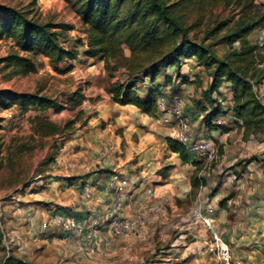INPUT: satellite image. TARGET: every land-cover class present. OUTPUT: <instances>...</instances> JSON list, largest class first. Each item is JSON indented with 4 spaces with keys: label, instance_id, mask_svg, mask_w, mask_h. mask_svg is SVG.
Instances as JSON below:
<instances>
[{
    "label": "rangeland",
    "instance_id": "obj_1",
    "mask_svg": "<svg viewBox=\"0 0 264 264\" xmlns=\"http://www.w3.org/2000/svg\"><path fill=\"white\" fill-rule=\"evenodd\" d=\"M0 3L28 10L30 16L57 25L60 41L67 46H77L79 51L76 59L64 60L56 65L39 55L36 71L26 75L14 74L0 61L1 89L40 91L57 100H62L65 93L78 86L83 87L84 94L100 93L84 97L75 109L65 107L55 111L53 108L31 106L22 111L18 106L0 107V261L8 253L36 264H188L194 260L190 254L183 257L176 254L195 239L192 228H187V224L194 223L190 199L183 201L178 213L169 215L170 221H164L159 211L149 220L143 235L115 239L110 247L102 245L100 252L91 257L79 239L73 240L60 226L40 227L41 221L48 220L56 212L78 216L79 209L68 201L74 197H78V201L85 197H80L81 193L74 188L65 190L61 185L56 187L54 180L84 176L99 169L100 164L107 163L113 149L102 156L99 148L106 142L114 147L119 144L116 131L121 133L122 128L116 130V117L124 119L128 111H116L111 102L104 101L111 78L104 69L102 59L82 54L84 44L78 42L84 41V26L70 0H0ZM167 3L173 4L171 11L188 28L190 39L210 44L219 56L230 60L234 59L232 51L239 47V43L228 44L221 38L223 33L239 19H245L247 13L257 16L264 10V0H167ZM220 23L223 24L219 26ZM259 28L264 29V25L255 27L248 34L250 43L260 45L249 56L252 60L248 74L252 69H264V43L258 44L257 41ZM14 49L11 39H0V60ZM123 51L125 55L130 53L127 47ZM69 66L72 68L65 71ZM180 68L186 80L175 78L172 86L181 99V118L188 126L187 137L190 140L208 138L196 135L203 115L196 101L200 100L210 81L209 70L195 60L186 62ZM158 80L162 81V78ZM171 89L163 86L162 91L169 93ZM219 89L226 90L224 86ZM253 90L264 103V77L253 86ZM79 109L82 112L78 113ZM35 115L60 125L70 119L74 121L56 135L41 137L32 127L31 118ZM155 118L166 126L179 124L177 120L165 123L161 115ZM230 122L234 126H227L228 129L223 131L227 133L221 134L223 142L212 138L216 143L215 154L201 169L211 172L213 167L216 175L217 167L228 169L237 166V171L256 169L264 173V128L246 135L231 117H226L224 125ZM178 132H185L183 126ZM226 144L240 154L233 164L230 163V155L234 152H226ZM190 154L194 153L190 151ZM208 177L210 180L212 175Z\"/></svg>",
    "mask_w": 264,
    "mask_h": 264
},
{
    "label": "trees",
    "instance_id": "obj_2",
    "mask_svg": "<svg viewBox=\"0 0 264 264\" xmlns=\"http://www.w3.org/2000/svg\"><path fill=\"white\" fill-rule=\"evenodd\" d=\"M70 2L84 26V41L78 42L84 44L82 54L104 61V69L111 78L107 91L112 102L134 105L153 117L163 116L172 99L177 96L173 91L175 78L186 80L184 74L180 73V67L195 60L198 65L208 69L210 75V81L202 91L200 100L196 101L203 112L200 126L207 131H226L228 127L225 123L215 122L218 116H223L233 118L246 135L264 128V103L253 90V86L264 77V69H252L248 74L252 60L249 56L260 46L250 43L248 34L255 27L264 25V10L257 16L247 13L245 19H239L223 33L221 38L228 44L232 45L235 41L239 43V47L232 51L234 59L230 60L219 56L210 44L190 39L187 36L188 28L172 13L173 4H168L167 0ZM28 13V10L0 3V39H11L15 48L1 58L4 66L10 67L14 74L26 75L36 71L39 55L47 57L52 65L78 57L77 46H67L60 41L57 25L40 21ZM125 47L129 49V55L124 54ZM169 67L173 69L169 70ZM71 68L69 66L65 71ZM163 86L172 89L165 93L162 91ZM220 86H224L226 90L221 91ZM220 96H231V106L224 108L218 101ZM84 97L82 86L65 93L62 100L41 94L40 91L0 88V107L18 106L26 111L31 106H36L39 109L53 108L60 111L65 107H79ZM161 101L164 109L160 108ZM80 112L81 109L78 110ZM31 121L33 130L42 137L62 132L74 120L70 119L60 125L35 115ZM165 141L168 149L177 153L181 161L194 166L192 189L205 185V180L197 174L204 165L203 160L190 158V150L176 137L165 136ZM168 169L169 166L163 167L160 174L165 176ZM86 213L77 214L76 217H83ZM102 214L98 216L101 217ZM0 264L36 263L8 253Z\"/></svg>",
    "mask_w": 264,
    "mask_h": 264
},
{
    "label": "crops",
    "instance_id": "obj_3",
    "mask_svg": "<svg viewBox=\"0 0 264 264\" xmlns=\"http://www.w3.org/2000/svg\"><path fill=\"white\" fill-rule=\"evenodd\" d=\"M108 84L109 82L107 87ZM99 94L84 95L88 98ZM104 101L111 102L112 108L116 111H128L124 119L116 117V130L122 128V132L116 131L119 144L112 147V156L108 157L107 163L100 164V168L93 170L92 173L54 180L56 187L61 185L65 190L74 188V191L81 193L80 197H85L79 201L78 197L68 201L73 202L75 209H79L80 212L77 214L81 215L90 210L102 214L113 209L120 215L131 216L141 202L150 201L160 207L161 216L167 222V219L171 220L169 215L178 213L183 201L190 199L191 209L193 207L203 209L208 204L214 207V228L228 244L234 256L243 255L248 259H259L264 253V173L256 169L237 171V166L228 169L217 167L216 175L213 167L211 172L209 169H201L202 171H198L197 174L205 182L209 180L208 175H212L209 180L211 184L199 186L192 193L191 176L194 173V166L181 161L177 153L168 149L165 141V136H175L179 129L178 124L166 126L160 119L140 111L134 105L114 103L108 93H104ZM233 124L230 122L226 126L231 127ZM221 134L227 133L219 129L207 131L202 125H199L196 131V135L213 138L216 142L217 140L223 142ZM224 149L226 152L229 150L234 152L230 155L232 156L230 163L233 164L240 156L239 152L227 144L224 145ZM189 156L199 159L195 154ZM203 162L207 165L208 161ZM256 164L259 165L258 162ZM165 166H169V169L166 170L165 176H162L160 173ZM114 171L125 174L130 183L118 209L114 207V194L105 189ZM86 186H89V195L84 192ZM154 217L151 215L149 220ZM187 228H192L195 239L182 252L176 251L177 257L190 254L194 260L188 264H211V255L206 247L208 237L206 228L199 222L187 224ZM99 234L100 252L103 246L107 248L102 239L110 232L103 226Z\"/></svg>",
    "mask_w": 264,
    "mask_h": 264
},
{
    "label": "built area",
    "instance_id": "obj_4",
    "mask_svg": "<svg viewBox=\"0 0 264 264\" xmlns=\"http://www.w3.org/2000/svg\"><path fill=\"white\" fill-rule=\"evenodd\" d=\"M257 41L258 44L264 43L263 28L258 29ZM227 90L229 89L227 88ZM218 101L226 109L232 104L231 96L224 98L220 96ZM180 107L181 99L175 96L167 109V113L161 116L163 122L169 123L177 120L178 126H183L185 132L180 133L177 131L174 137L184 143L199 159H211L216 151L215 141L212 138H199L190 141L187 137L188 126L186 121L182 122ZM160 108L164 109L162 101L160 102ZM225 119L223 116H218L215 122L224 124ZM112 147L110 142L103 143L99 148V152L102 156H105ZM210 182L208 180L206 185H210ZM129 184V179L125 174L116 171L111 173L105 189L107 192L114 194V207L116 209L121 206V198L126 194ZM84 192L86 195L90 194L89 186L84 188ZM159 211V206L152 204L150 201H144L139 204L138 209L131 216L120 215L114 212L113 209L107 210L101 217L95 211H89L80 218L65 212H56L48 220L41 221L40 227L47 229L49 225L60 226L61 230L68 233L73 240L79 239L88 256L91 257L98 253L99 231L103 226H106L110 232L108 236L104 237L103 242L107 247H110L115 239L143 235L148 227L150 216L157 214ZM190 213L193 221L201 223L207 230L206 247L211 255V264H264V253L259 259H248L243 255H233L228 244L214 228V207L212 205L208 204L203 209L193 207Z\"/></svg>",
    "mask_w": 264,
    "mask_h": 264
}]
</instances>
